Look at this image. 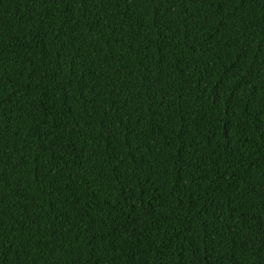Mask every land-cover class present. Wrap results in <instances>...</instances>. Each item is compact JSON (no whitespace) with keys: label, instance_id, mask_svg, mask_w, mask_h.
<instances>
[{"label":"trees","instance_id":"trees-1","mask_svg":"<svg viewBox=\"0 0 264 264\" xmlns=\"http://www.w3.org/2000/svg\"><path fill=\"white\" fill-rule=\"evenodd\" d=\"M0 264H264V0H0Z\"/></svg>","mask_w":264,"mask_h":264}]
</instances>
